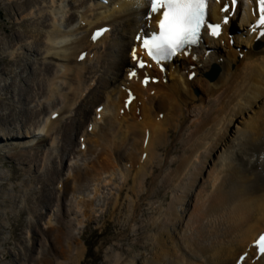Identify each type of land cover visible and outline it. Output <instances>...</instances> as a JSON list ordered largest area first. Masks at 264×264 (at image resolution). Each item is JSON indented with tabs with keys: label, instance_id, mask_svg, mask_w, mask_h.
I'll return each instance as SVG.
<instances>
[{
	"label": "bare ground",
	"instance_id": "6f19581e",
	"mask_svg": "<svg viewBox=\"0 0 264 264\" xmlns=\"http://www.w3.org/2000/svg\"><path fill=\"white\" fill-rule=\"evenodd\" d=\"M108 1V5H99L100 0L27 1L24 4L27 14H20L23 20L37 15L35 11L44 14L45 25L37 26L40 37L35 47L40 56L56 61L59 66H46L47 73L42 71L43 83L35 84V88L30 83L20 86L22 97L42 98L44 103L35 110L13 108L6 117H0V143L5 140L11 150L19 146L13 156L24 159L32 153L28 147H36L31 160L35 158L34 166L38 169L42 163L52 161L55 148L59 147L56 130L70 119L62 133L61 142L66 146L62 145L61 149V170L52 168L48 172L55 183L62 181L64 172L67 174V178L58 183L60 195L55 191L56 195L46 197V207L53 209L57 205L55 222H60L58 231L56 224L53 227V222L48 220L46 232L58 231L59 236L54 247L48 243L50 251L42 250L43 255L39 259L32 258L33 261L35 264H76L82 258L83 246L81 233L74 231L73 219L79 224L82 218V224L87 222L84 211L92 210V198L98 196L102 185L113 186L119 182L118 194L125 189L134 193L133 198L122 200L129 204L127 220L134 222L139 203L154 192L150 189L148 193L146 189L151 178L155 184H162L171 196H163L166 208H157L158 216L145 227L152 233L147 236L149 241L132 244L148 252L150 260L143 264H237V258L243 253L247 257L240 264H264V254L255 261L257 248L249 247L264 228V49H255L260 46L259 41L264 40V28L254 35L244 33L245 20H251L248 14L237 24L232 23L235 18L227 25L222 24L226 14H221L220 9L225 5L210 0L208 17L219 23L223 31L215 39L206 31L202 32V46L197 50L196 61L190 55H180L171 63H164L163 72L156 64L150 65L151 70L138 71L126 55L131 51L132 56L135 50L139 57L138 43L132 42L131 37L129 41L115 37L114 23L119 22L134 36L147 25L144 16L148 5L144 0ZM16 4L8 3V6L19 8ZM245 6H249V1L239 0L238 8L245 12ZM66 8L77 9L79 16ZM157 19L158 14L152 16L154 28ZM105 26L110 31L95 41L93 33ZM238 30L241 34L235 32ZM14 40L19 42L21 37L16 36ZM235 40L237 48L232 47ZM214 43V48L222 53L211 48ZM127 58L132 66L126 67ZM93 60L97 66L106 67V75L111 73L113 78L93 75ZM209 64L217 70L205 73L199 85L205 96H196L194 83H201L200 76L209 69ZM130 72H135L131 80L127 78ZM30 75L33 80V75L37 76ZM144 77L149 78L145 86ZM14 89L13 83L7 87V91L15 93ZM130 96L135 99L127 105ZM11 99L15 100V94ZM2 105L0 101V107ZM187 116L192 120L188 121ZM22 121L24 130L10 129V125L18 128ZM28 132L29 139L19 141ZM72 133L76 139L80 137L79 147L71 141ZM183 135L186 137L182 138ZM8 137L12 139L7 141ZM169 139L172 142L178 139V142L164 151ZM41 146L48 149L40 151ZM66 154L72 155V159L80 157L82 161L87 154L92 157L84 160L83 169L73 163L70 174L66 167L62 168ZM155 173L156 179L152 177ZM89 185L93 186L92 196H88ZM44 189L42 186L39 190ZM81 194L87 196L84 202L79 199ZM118 194L108 201L112 210L121 205ZM14 197L10 196L11 210L18 207ZM67 203L76 207V211H72L73 218L69 211H63ZM0 225L7 223L2 221ZM26 225L27 239H32L36 229L44 234L42 227L35 223L29 221ZM132 236L125 234L124 239L126 237L127 241ZM24 243L27 249L33 250V242ZM137 257L133 262L116 258L113 261L114 264H139Z\"/></svg>",
	"mask_w": 264,
	"mask_h": 264
},
{
	"label": "rangeland",
	"instance_id": "374dc122",
	"mask_svg": "<svg viewBox=\"0 0 264 264\" xmlns=\"http://www.w3.org/2000/svg\"><path fill=\"white\" fill-rule=\"evenodd\" d=\"M27 1L38 2L39 0H0V89H1L0 101L2 102V104H4V106L2 105V107H0V117H6L9 111L13 108L22 109V110H25L27 108L32 110L38 109V107H40V105L44 103L42 98L36 97V99L33 100V98L26 99L25 95H24L25 98L22 97V92H20V86H26V83L27 84L30 83L34 85L35 88L36 87L35 84L39 85L41 82L43 83L42 80L44 77L43 75L47 73L45 72L46 66L48 67H53L55 65L59 66L58 63L56 64V61L50 58L45 59L42 56H40V52L37 51L38 48L35 47V45L36 46L38 45V42H36V40H38V38L40 37V31L37 32L38 29L37 26L42 25L44 27L45 19L43 16L44 14L40 15L37 11H35L37 15L33 14L34 15L33 17L23 20L22 15L20 14L22 13L27 14V12L25 11L28 8H25L24 5ZM13 2L17 3L16 6L21 8L22 10H19V8H12L8 6V3L10 4ZM41 7H42L41 10L43 11L44 4H42ZM66 9L67 11H69V13L71 12L73 13V11L74 12L77 11V9L71 11L69 8ZM73 14L75 15L78 14L79 16V13L77 12ZM114 28H115V37L118 36L124 37L127 41L130 40V37L132 38L130 33H127L126 30H124L125 28H123L122 24H119V22L114 23ZM16 36L21 37V40L19 42H16L14 40ZM259 42H260V46L255 49L257 50L264 49V40H260ZM236 44L237 41L235 40L234 45L232 47L237 48ZM214 45L215 43L211 46V48L215 49ZM25 46L26 48H24ZM215 51L218 54L222 53L219 52V49H215ZM6 60H11L12 63H7ZM94 60H93L94 62L93 75L96 74L97 78H100L101 77L100 75L105 76L107 74L105 73L106 67L103 66L104 67L103 68L97 66L98 63H96V61ZM211 65L213 64H209V69L204 71L203 74H201L200 76L201 83L200 84L197 82L194 83L193 92L196 96L197 95L201 97L205 96V93L203 92V88H201L199 85L203 83L205 78L204 77L205 73L209 74L211 72H216L217 70L216 67H212ZM129 66H132V63L127 58L126 67ZM24 67L25 70H23ZM22 71H24V73ZM42 71H44V74H42L43 73ZM31 73L37 75V76L33 75V77L35 78L34 80L30 75ZM92 76H90L88 80H90ZM106 76L107 78H113V75H111V73ZM97 78L96 80L98 81ZM125 80L127 79L125 78ZM31 81H33V83ZM208 82L209 80L207 79V84ZM12 83L15 85V89H14L15 93L12 91H7L8 85ZM196 90L198 91V94L195 93ZM12 94H15L14 101L11 99ZM93 109L94 108L91 109L92 114L94 113ZM190 120H192V117L188 118V121ZM69 123H70V119H66L63 122V124L56 130V134H59V135L55 134L56 142L58 143L56 144L59 147H56L57 146L56 144L54 145L56 147L55 150L57 149V151L56 154L52 157V161L48 160L49 161L48 164L42 163V166H40L38 169L37 166H34V164L36 163L34 162L35 158L34 160H31L32 157H35L34 154L35 151H37L35 150L36 147H28V149L32 153L27 158L24 159V157L16 158L13 156L14 154L13 151L17 152L19 146H16L17 149L11 150L12 148L9 147L7 144H5L6 142L5 140L4 143H0V223L2 221H6L7 223L6 226L3 225L4 227L0 225V264H35L36 261H33L32 258L39 259L43 255L42 252L44 251L42 250H45V252L51 250L50 246L48 245L49 242L53 245V247L54 245H56L54 244V242H56L59 236L58 231L60 230L59 227L60 222L59 223L57 222L56 224L55 221H57L58 217L54 216V214L57 213L58 207L57 205H55L53 209H50L49 208L50 206L46 207V203L48 201L46 197L52 196L53 193L56 195L55 191L58 192L60 195L59 190L61 189L58 187V183L59 182L62 183V181L65 178H67V174H65L64 172V175L62 176L63 177L62 181L57 180V182L55 183L56 180L55 181L52 180L53 177H49L48 172L51 171L52 168L61 170V164L59 161L61 156V149H62V145L64 147L66 146L64 143L61 142L62 133L64 131L65 125ZM7 124H11V122ZM23 125H24V121H22L18 125V128H14V126L10 125V129L24 130ZM185 127H187V124L185 125ZM232 129L236 130L234 126ZM18 133L20 134V132ZM229 135L230 134H227L226 136ZM29 136H30V132L24 134L19 141L22 140V142H25L29 139L28 138ZM184 137L186 136L183 135L182 138ZM76 138L77 136L74 135V133H72L71 141L73 142V144L77 143L79 147L78 140L80 137L78 139ZM11 139L12 137H8L7 141H10ZM171 140L169 139V144L164 149V151L170 150L173 144H176L175 142H178L177 141L178 139L175 140V142H172ZM37 141L38 140H36L35 142ZM44 149H48V146L40 147V151ZM90 157L92 156L90 154H87L86 159L90 160L91 159ZM68 158L71 160H67ZM72 158H73L72 155L69 156V154L68 155L66 154L64 156V160L66 163H63V167H62L63 169L66 167L67 173L70 174H72L71 169L73 163L77 168L83 169L85 166L82 165V163L84 162V160H86V159H84L83 161L79 160L80 157L78 159L77 158L72 159ZM210 161L208 163L209 167L212 164L211 159ZM209 169L210 168H208V171ZM166 170L170 171L171 168H167ZM102 176L105 177L104 174ZM152 177L156 179L157 174L155 173ZM90 184L91 185L93 184L92 181L90 182ZM119 184L120 183L117 182L113 186L102 185V188L98 196L92 198L94 202V207H92V210L90 212L84 211L86 214L85 219L87 221L85 222V224H82L84 218H82L81 224H79L77 221L73 219V224L76 222V225H74L73 227L74 231L75 233H79V232L81 233L80 241L82 242L81 245L83 246V247L81 246L82 258L79 259L76 262V264H114L113 261L114 258L119 259V261H123V262H129V261L133 262L134 259L136 258V255L138 256L137 258L140 259L139 264H143L146 260H150V256L148 252L142 250L141 247H139L138 245L132 247V244L137 243L140 245L142 244V242L146 243L149 241L147 236L152 233L150 231L145 230V227L147 224H151L153 222V219L158 216V214L156 213L157 208L160 207L166 208L167 202L166 201L163 202V196H171V193L167 191L166 188L162 187L161 186L162 184H158V183L155 184L150 178L148 180V183L146 184L147 186L146 189L148 193L150 192V189L154 192L152 193V196L146 198L145 200H143V202L141 201V203H139V206L137 207V211L134 214L135 217L137 214V217L135 219L136 221L130 222L127 220L128 218L126 217V214L128 212L127 206H129V204L127 201L126 203H124V201L122 202V200L124 199V197L128 199L133 198L134 193L125 189L124 191L119 192L118 194L117 187L119 186ZM42 186H45V189L40 191L39 189ZM92 189L93 186L89 185L88 196L90 192H92ZM116 194L120 195L119 203L121 202V205H119V207H117L116 209L112 210V206L108 205L109 203L108 201ZM10 196H15L14 204L18 206L16 208L17 210H11L12 199L10 198ZM90 196L92 195L90 194ZM86 198L87 196L84 197L82 194L79 195V199H81L82 202H84ZM117 204L118 202L116 203V205ZM187 204H189V202ZM66 205L67 206H64L65 210L63 209L64 213L66 211H69L68 214L71 215L73 218L74 213H72V211H76L74 209L76 208L75 205L74 207L72 203L71 205H69L68 203ZM189 207L191 208L192 205ZM46 210L50 211V213H48L47 215H46L47 213ZM48 220H50V222H53V227L56 224L55 229L58 231L50 232V233L46 232L47 230L45 227V223ZM78 220H80V217L78 218ZM29 221L35 223L37 227L38 226L42 227L41 231L45 235L42 234L39 231V229H36L35 232L33 231L32 233V237H31L32 239H27L26 234H24V232H25V227L27 226L26 224ZM82 226L84 227V229H82ZM134 229H136L137 231H132ZM128 233H131L133 236L128 238V240L126 241L125 240L126 237L124 239V236L125 234ZM46 235H48V237ZM24 241L33 242L34 244L33 250L32 249L29 250V248L27 249L28 246H26V243H24ZM41 242L43 243V246H41ZM29 246H31V243ZM119 247H122L123 250L118 249ZM125 251H127V253H125Z\"/></svg>",
	"mask_w": 264,
	"mask_h": 264
},
{
	"label": "snow or ice",
	"instance_id": "6c2138e0",
	"mask_svg": "<svg viewBox=\"0 0 264 264\" xmlns=\"http://www.w3.org/2000/svg\"><path fill=\"white\" fill-rule=\"evenodd\" d=\"M231 2L234 5L237 0ZM256 2L260 12L258 23L264 25V0ZM209 3L210 0H148L149 19L153 15H159L156 21L158 31H153L142 39V47L148 56L157 62L171 58L185 46L196 43L202 27L210 28L213 35H219L220 25H210L205 20V10ZM228 10L227 5L222 9L224 12ZM224 22L227 23V17ZM137 39L141 40V37L137 36ZM133 55L136 58L135 50ZM139 66L143 67L144 62L141 61ZM256 244L259 245V251L264 253V235L259 237Z\"/></svg>",
	"mask_w": 264,
	"mask_h": 264
}]
</instances>
